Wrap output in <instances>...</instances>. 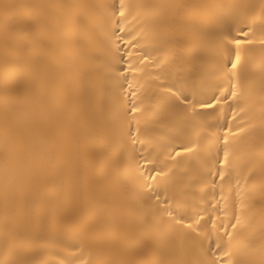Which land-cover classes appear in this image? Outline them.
Listing matches in <instances>:
<instances>
[{
	"label": "bare ground",
	"instance_id": "1",
	"mask_svg": "<svg viewBox=\"0 0 264 264\" xmlns=\"http://www.w3.org/2000/svg\"><path fill=\"white\" fill-rule=\"evenodd\" d=\"M261 41L264 0H0V264H264Z\"/></svg>",
	"mask_w": 264,
	"mask_h": 264
},
{
	"label": "snow or ice",
	"instance_id": "2",
	"mask_svg": "<svg viewBox=\"0 0 264 264\" xmlns=\"http://www.w3.org/2000/svg\"><path fill=\"white\" fill-rule=\"evenodd\" d=\"M125 5L123 3L120 4V7L117 9L119 12V15L123 18L124 17V9ZM222 19L218 20L217 23H222ZM193 36L199 35V33L193 29L192 31ZM247 33L244 34V37H238L234 38L230 43L227 40H216L213 43L219 45V44H224L225 46L229 47L231 50V58L228 60L227 68H228V77H229V90L226 96H224L225 99H228L229 97L235 98L237 96V91L235 90L236 87L238 86V78H237V73L241 72L245 66L241 64V56L239 52V48L241 45L245 44H252L253 41L250 39H247ZM205 44L208 42L205 41ZM261 45L264 46V41H261ZM119 51V49H117ZM129 57H131V52L127 53ZM131 68L132 66L129 65ZM236 81L237 83H233ZM187 99V98H186ZM215 99V97H214ZM203 107V105H201ZM135 110V109H134ZM227 127V125H225ZM226 138H225V143H226ZM227 157V154L225 153V159ZM223 178V174H221V179ZM242 221L239 217L235 218V223L232 225V228L235 229L237 225H241ZM231 238V234H229Z\"/></svg>",
	"mask_w": 264,
	"mask_h": 264
}]
</instances>
